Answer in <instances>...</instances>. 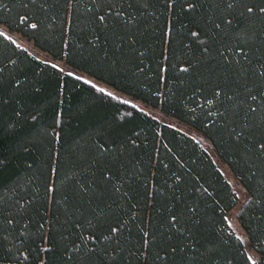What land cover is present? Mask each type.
Listing matches in <instances>:
<instances>
[{"label":"trees","instance_id":"trees-1","mask_svg":"<svg viewBox=\"0 0 264 264\" xmlns=\"http://www.w3.org/2000/svg\"><path fill=\"white\" fill-rule=\"evenodd\" d=\"M262 7L0 0L1 24L207 138L248 192L238 219L260 257L197 140L0 32V264H264Z\"/></svg>","mask_w":264,"mask_h":264},{"label":"rangeland","instance_id":"rangeland-1","mask_svg":"<svg viewBox=\"0 0 264 264\" xmlns=\"http://www.w3.org/2000/svg\"><path fill=\"white\" fill-rule=\"evenodd\" d=\"M0 32L6 35L7 37L11 38L15 41L19 46L27 49L31 54L36 56L37 58L51 63L61 69L65 74H71L75 77H78L88 83H91L101 89H104L105 92L111 93L117 97H120L128 104L134 105L140 110L147 112L148 114L152 115L153 117L157 118L160 122L166 123L168 125L174 126L177 129L191 135L195 140H197L206 150H208L213 158L215 159L218 167L222 170L225 174L227 179L231 182L237 197L238 201L237 204L233 207V209L228 213V222L230 228L236 233L237 236L242 240L243 244L245 245L246 251L250 256L251 260L258 261L259 254L252 246L248 235L246 234L244 228L241 226L240 221L238 219V212L244 206L246 201L249 198L247 190L243 187V185L239 182L238 178L233 174L229 166L223 161V159L217 154L213 146L211 145L210 141L205 138L199 131L194 129L189 124L181 122L174 117L166 114L160 108H155L153 106L148 105L147 103L138 100L130 95L122 93L112 86L104 83L101 80H98L95 77H92L81 70H78L72 66H70L64 59H57L51 56L48 52L40 49L35 45V43L28 39L27 37L23 36L21 33L11 30L7 28L5 25L0 23Z\"/></svg>","mask_w":264,"mask_h":264},{"label":"snow or ice","instance_id":"snow-or-ice-1","mask_svg":"<svg viewBox=\"0 0 264 264\" xmlns=\"http://www.w3.org/2000/svg\"><path fill=\"white\" fill-rule=\"evenodd\" d=\"M228 6L231 8L233 5H232L231 3H229ZM246 11H247L248 14L251 15V14H253L256 10L254 9V7H252V6H248V7L246 8ZM259 13H260V14H264V7H262V8L259 9ZM99 19H100V20H103L104 17L101 16V17H99ZM229 23H230V21H229ZM31 27H32V28H36L37 25H36V24H32ZM193 35H195V33H193ZM183 70L186 71L187 69H183ZM100 91H104V89H100ZM109 95H111V93H109ZM253 99H255V98H253ZM260 147H261L262 149H264V144L260 145Z\"/></svg>","mask_w":264,"mask_h":264}]
</instances>
